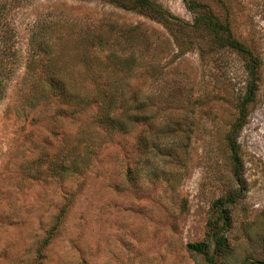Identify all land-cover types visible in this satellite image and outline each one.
Returning <instances> with one entry per match:
<instances>
[{
	"label": "rangeland",
	"instance_id": "374dc122",
	"mask_svg": "<svg viewBox=\"0 0 264 264\" xmlns=\"http://www.w3.org/2000/svg\"><path fill=\"white\" fill-rule=\"evenodd\" d=\"M153 1L188 22V2L206 4L248 53L197 34L180 53L160 23L101 0H28L21 10L6 2L0 264H209V255L214 264H264V0ZM98 25L145 41L142 56L135 52L141 64L123 76L132 89L143 82L151 122L128 133L93 122V104L76 114L61 101L45 52L31 43L74 44L58 59L63 76L85 77L89 88L95 70L78 55L79 35ZM87 56L103 53L88 47ZM212 220L223 244L188 249Z\"/></svg>",
	"mask_w": 264,
	"mask_h": 264
},
{
	"label": "trees",
	"instance_id": "16d2710c",
	"mask_svg": "<svg viewBox=\"0 0 264 264\" xmlns=\"http://www.w3.org/2000/svg\"><path fill=\"white\" fill-rule=\"evenodd\" d=\"M8 0H0V19L6 23L5 9ZM11 1V0H10ZM18 10L24 8L28 0H12ZM93 1V0H84ZM122 10L142 13L150 19L160 23L169 32L178 51L183 52L187 44L192 43L191 35L211 36L212 43L219 47H229L237 52L248 53V49L238 39L233 37L227 20L219 19L213 14L210 8L197 1H189L188 8L193 12L191 22L183 20L168 10L161 4L153 0H101ZM21 10V9H20ZM114 31V32H113ZM84 42V49L78 55H82L87 64L94 67V74L90 76L91 86L89 88L84 84L85 77L81 81L67 79L63 76L64 64L59 62V58L71 56L70 51H74L76 46L62 44L56 49H47L46 45L38 38H32L33 46L45 52L47 56V83L50 88L56 91L58 98L66 104L77 106L76 114H83L87 107L95 105L92 115V121L99 124L108 133H128L134 125L142 122H151V108L141 93V85L138 82L132 89L130 85L125 84V74H134L141 60H138L135 52L142 56L145 41L135 35L131 29L122 31L118 28L109 29L98 25L92 32L89 29L83 30L79 35ZM46 46V47H45ZM96 48L103 53V58L92 61L87 56V48ZM1 56V55H0ZM89 59V60H88ZM0 57V65H1ZM140 77V72H139ZM5 83L0 77V98L3 95ZM247 100H251V97ZM73 111L71 112V114ZM150 121V122H149ZM242 125V124H240ZM228 146L232 157L237 158L235 148V138L229 134ZM139 143H143V136L138 137ZM71 156V151L69 152ZM225 200L217 199L215 205L218 207V218L223 217V205ZM216 221L212 220L207 224L206 239L194 243H188L187 248L198 253H205L210 240L223 244L222 236L218 237V231L215 229ZM209 264H214V256H207Z\"/></svg>",
	"mask_w": 264,
	"mask_h": 264
}]
</instances>
